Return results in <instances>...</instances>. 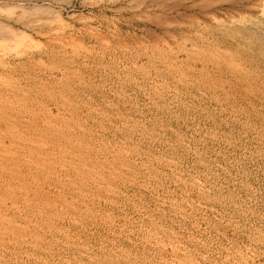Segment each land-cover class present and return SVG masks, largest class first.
<instances>
[{"label": "rangeland", "instance_id": "374dc122", "mask_svg": "<svg viewBox=\"0 0 264 264\" xmlns=\"http://www.w3.org/2000/svg\"><path fill=\"white\" fill-rule=\"evenodd\" d=\"M0 264H264V0H0Z\"/></svg>", "mask_w": 264, "mask_h": 264}]
</instances>
